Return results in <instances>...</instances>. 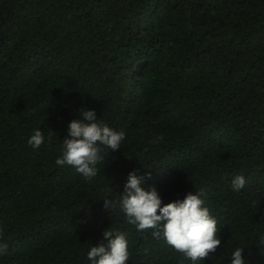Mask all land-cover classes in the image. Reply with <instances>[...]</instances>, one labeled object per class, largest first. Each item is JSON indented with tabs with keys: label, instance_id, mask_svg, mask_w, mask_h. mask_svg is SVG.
Listing matches in <instances>:
<instances>
[{
	"label": "trees",
	"instance_id": "16d2710c",
	"mask_svg": "<svg viewBox=\"0 0 264 264\" xmlns=\"http://www.w3.org/2000/svg\"><path fill=\"white\" fill-rule=\"evenodd\" d=\"M81 109L126 133L91 181L54 163ZM134 170L164 203L206 188L221 245L205 264L237 245L264 264V0H0V264H89L109 227L127 264H190L104 208Z\"/></svg>",
	"mask_w": 264,
	"mask_h": 264
},
{
	"label": "clouds",
	"instance_id": "9594fccd",
	"mask_svg": "<svg viewBox=\"0 0 264 264\" xmlns=\"http://www.w3.org/2000/svg\"><path fill=\"white\" fill-rule=\"evenodd\" d=\"M47 139L50 142L51 136ZM125 139L123 130L110 127L101 117H97L95 110L81 109L78 118L68 123L67 136L62 140L60 155L54 163L59 168H71L91 181L97 177L100 166H105L109 153L120 149ZM45 141V132L37 128L27 144L38 150ZM151 179L150 172H129L123 191L117 194V198L101 199L104 208L108 210L118 205L127 223L134 225L137 231L151 230L153 238L161 239L168 247L181 253L190 264H205L210 254L215 253L221 245L219 221L206 206V188H196L194 193L188 192L182 199L164 203L155 186L145 187ZM246 183V177L237 174L231 179V189L240 192ZM102 237L107 244L91 245L86 254L89 264H127L130 248L126 234L109 227L103 231ZM252 244L264 257V233H258ZM245 249L235 246L222 264L226 261L229 264H252L250 255H245ZM6 250L7 245L0 244V254Z\"/></svg>",
	"mask_w": 264,
	"mask_h": 264
}]
</instances>
